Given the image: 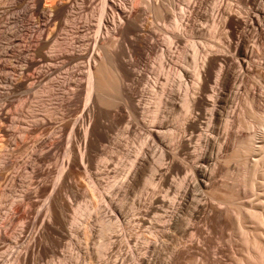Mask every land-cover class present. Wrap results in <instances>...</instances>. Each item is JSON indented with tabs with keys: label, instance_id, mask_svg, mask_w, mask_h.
<instances>
[{
	"label": "bare ground",
	"instance_id": "6f19581e",
	"mask_svg": "<svg viewBox=\"0 0 264 264\" xmlns=\"http://www.w3.org/2000/svg\"><path fill=\"white\" fill-rule=\"evenodd\" d=\"M41 1L32 0L30 13L36 17V21L29 24L27 29L24 46L19 53L23 56L20 67L11 70L5 66L2 68L17 73L18 80H12L9 85L15 90L24 89L25 106L30 111L26 117L17 116L12 119L8 113L9 105L0 107V147L5 149L0 155V195H4L7 187L18 181L21 173H26L28 181H19L23 184L18 194L19 201L30 202L32 194L48 193L46 218L41 219L40 213H36L31 222H24V216L16 218L18 206L12 203L7 214L0 217V252L6 249V255L0 256L1 259L35 264L34 255L46 251L43 242L53 243L51 235L58 234V229L65 225L60 213L68 210L69 205L61 200V193L76 192L78 185L72 179L81 173L88 177H102L111 172V157L104 158L100 164L96 163L105 151L100 143L105 140L106 131L121 124H126L125 134L131 133L133 122L143 116L142 111H148L143 106V100L134 99V95L137 94L136 97L143 99L145 90L149 88L157 96V109L147 131L150 141L157 145L156 149L154 146L157 152H152L157 153V164H149L147 149L141 146L129 156L127 171L121 175L119 181L111 183L104 194L99 192V179L90 182L91 198H99L100 204L99 201L97 204L96 200L91 203L88 219L81 220L78 226L81 236L87 238L91 232L90 219L99 218V235L103 237L107 233L106 240L98 250V264H110L108 260L116 238H125L119 222L122 209L115 204L118 201L117 196L132 193L136 187L142 190L137 200L135 264H183L196 255L200 256L204 263L219 264L217 258L210 257L202 249V246L214 244L210 234H215V227L219 223L231 227L237 234L240 233L243 243L249 248L248 258L239 262L264 264V214H243L236 204L239 195V190L234 191L236 185L215 182L217 174L224 169L222 162L237 159L239 151L235 146L246 140L244 136L233 131L237 101L244 97V102L249 106L256 104L254 94L246 89L245 79L252 73L260 76L258 68L261 63H255L253 59L258 57L257 47L263 42L264 26L261 24V16L264 14L261 10H255L254 15L248 12L242 16L232 10V5L225 4L226 0H217L213 4L208 22L215 29V38H228L224 42L226 50L223 47L226 54H223L224 51H209L204 57H200L194 48V78L193 82L189 83L187 70L173 63V60L177 59L174 55L183 43L184 31L192 30L195 24L193 19L201 15L206 0H186L179 14L171 16L175 31L169 34L168 47L157 49L160 72L151 74L150 77L138 68L143 55L155 51V43H150L148 36L155 38L157 35L152 31L146 16L153 14L158 19L169 18L164 11H167L165 7L171 6V0H164L166 6L162 4V0H145L143 8H136V3L132 0H125L123 4L118 0H101L94 36L89 34L90 21L87 18L82 19L78 13V17L71 19L68 10H79L82 14L93 7L97 0H80L70 7L69 3L50 0L51 3L47 0L50 2L48 8L42 7ZM231 1L249 4L257 2L264 8V0ZM223 7H226L227 11H223ZM51 27L60 35L58 49L56 45L53 46V39L48 38L53 31ZM6 34L8 36V33ZM8 37L10 44L19 42L12 35ZM68 38L71 49L67 51L62 47H66ZM52 46L54 48H51ZM170 65L173 67L170 68ZM235 67L237 70L233 71ZM135 68L139 70L136 71ZM171 73L178 77L176 82L181 89L177 92L168 84ZM56 75L62 78L53 80ZM143 82L147 87L139 90L138 87ZM42 85L46 88L45 95L42 91V97L54 99L56 102L53 110L58 115L56 119L41 116L33 120L31 103L34 90ZM82 98L85 103L79 110V115L73 119L69 106ZM175 101H179L180 108L176 106ZM162 109L177 113L176 120L179 122L178 133L174 134V137L173 133L168 135L171 142L168 145L159 139L165 124L162 119L157 121ZM202 119L205 123L200 122ZM23 120H26V123L22 122ZM9 124L15 130L20 124L23 125L21 140L15 137L14 132L9 129ZM47 129L56 130L59 138L68 134L66 158L61 163L62 170L56 184L49 186L44 181L38 182L31 192L29 186L32 179L46 175V170L35 168L33 161L52 160L53 152L59 146V142L54 140L44 146L47 139L42 137L41 133ZM194 135L196 142L191 145ZM22 149L26 151L21 161L6 160L10 154ZM189 159L193 160L192 164L185 162ZM75 168L81 169L82 172H76ZM11 169L16 170L7 173ZM185 171L188 173L182 181L177 180V183L172 180L175 176L173 174ZM208 200L223 205L224 209L208 203ZM189 205L191 207L188 213L182 218L180 210ZM30 206L34 207L35 204L30 202ZM228 208L236 211V216H227ZM202 218L205 220V228L209 231L206 236L197 225V221H202ZM248 218L262 228L249 230L246 225ZM14 220L23 222L13 241H9L6 238V230ZM39 222L42 231L31 233L21 252L14 251L29 227ZM169 230L178 235L170 246L162 240L163 237L169 236ZM185 237L190 239L184 240ZM119 254L112 264H123L124 260Z\"/></svg>",
	"mask_w": 264,
	"mask_h": 264
},
{
	"label": "rangeland",
	"instance_id": "374dc122",
	"mask_svg": "<svg viewBox=\"0 0 264 264\" xmlns=\"http://www.w3.org/2000/svg\"><path fill=\"white\" fill-rule=\"evenodd\" d=\"M49 1L47 2V0H42L41 6H46L45 8H48L50 6L49 3L51 2ZM57 1L65 2L67 4L69 3L68 5L70 7L74 3H79L80 0ZM132 1L134 2V4L136 3V8L144 7L143 2L145 0ZM216 1L217 0H206L207 3L203 5L200 13L201 15L198 16L200 18L196 17L193 19V24H195L193 25L192 30L186 29L184 31V34L182 35L183 43L179 46L177 53L174 55L177 59H174L173 63L177 66H182L187 70V81L189 83H192L194 78V48L198 51L200 57H204L205 53H208L209 51L221 53L220 51H224V49L226 50L224 42H226L228 38H226V36H221L220 40L215 38V29L208 22V16L211 14V9L213 8V4ZM118 2L120 4H123L125 0H118ZM161 2L163 5H167L166 1L164 0H162ZM185 3L186 0H171V6H173L165 7V10L167 11H164V13L169 15V18L167 19H158V17H155L153 14H148V16H146L148 22L150 23L152 31L155 33V35H157V37L155 38L148 36L149 42L155 43V51L147 55L144 54V59L142 57V60H140V63L142 62L141 64L143 65L139 64L138 66L141 71L143 70L144 74L147 77H150L149 75L151 74H158L160 72V68L157 62L158 53L156 51L161 47H168L170 41L169 34L175 31L174 22L171 16L179 14L180 8ZM227 3L232 5L231 7H233V11L239 13L242 16H245L244 13L248 12L251 13V15H254L255 10L257 9H260L262 14H264V8L259 6L257 2L249 4L244 2L240 3L237 1L226 0L225 4ZM101 5L102 1L97 0L93 7L83 12L82 14H80L79 10L75 9H69L68 14L71 19H75L76 17H78V15L82 19L87 18L90 21L91 25L89 34L91 36H94V32L96 31L95 26L98 21L97 10L99 9V7H101ZM31 8L32 0H0V107L8 104V113L11 115L12 119H15L17 116L26 117L30 111L29 108L25 106L26 93L24 89L15 90L9 84L12 80H18L17 73H13L10 70L18 69L20 67L23 56H21L19 53H21L20 51L24 46L27 29L29 27V24H33L36 21V17L30 13ZM223 11H227V8L223 7ZM261 18V24H263L264 26V15L261 16ZM50 29H53V31L50 35H48V38L53 39L52 44H54V47L56 45V48L58 49L57 44H59L58 38L60 37V35L58 34L57 30H54V28L51 27ZM238 31L242 32V30L240 29H238ZM6 33H8V36L12 35L16 40H19V42L10 44V38ZM251 35H249L248 40H250ZM70 38L72 39V37ZM262 38V44L258 45L257 47L259 51L258 57L253 59V62L259 64L261 63L259 65L260 67L258 68L260 76L252 73L245 79V85H247L246 89L254 94L256 104H254L253 106H249L244 102V97L243 99L240 98L237 101L238 106L235 114L236 122L233 131L244 136L246 140L244 139L243 143L235 146V148H237V150L239 151L237 159H235L234 161L222 162V165H224V169L221 172L223 173H218L215 178V182L217 184L232 183L233 185H236L234 187V191L238 192L239 190V195L236 199L237 207L243 214H248L247 216H250L251 213L264 214V28ZM66 44V47L63 46L62 49L68 51L71 49L69 38L67 39ZM53 46L51 48H54ZM6 50H8V52H6ZM223 54H226L225 51L223 52ZM231 54L232 53H228V55ZM4 66L8 67L10 70L2 69ZM172 67L173 66L170 65V68ZM139 69L135 68L134 70L137 71ZM236 70L237 68L235 67L233 71ZM60 75L54 76L53 80L61 79L62 77ZM177 78L178 77L175 73H171L168 79V84L172 85L171 89L175 92L181 89L176 82ZM144 87H147L145 82H143L142 85H140L138 88L140 90V88L142 89ZM45 89V86L42 85L41 87H37L34 90V99L31 103L32 116L34 117L33 120L39 119L41 116L50 117L51 119H56L58 117V115L53 112L54 104H56L55 100L42 97L45 95ZM42 91L44 92V95ZM182 92L183 91H181V93ZM240 93L241 96H243V91H241ZM135 95L137 96V94ZM135 95L134 99L137 98L141 101L143 100V106L147 108L148 111H142L143 116H141V118L135 122L136 124L133 122L134 125H132L133 128L131 129L130 134L124 133L126 124L118 125L116 127H113V129L106 131V141L104 140L100 143L101 147L104 146L103 149H105V151L104 154L99 157L100 159L98 158V160H96V163L100 164L102 163L104 158L111 157L112 160L109 162V170H111V172L109 174L103 175V178L93 175L91 177H88V175L81 173V169H74L76 172L81 173L72 179V181H74L78 185V190L73 193H67L65 191L61 193V200L69 205L68 210L60 213V216L65 225L62 229H58V234L51 235L54 244L50 242H43L46 251L42 254L36 253L34 255L35 264L99 263L98 250L100 245L104 243L107 237V233H105L103 237L98 233L100 226L99 218L90 219L91 232L87 238H83L81 236L79 232L80 228L78 226L81 220L88 219L89 214L91 213L89 209L91 207V203L96 200L95 202L98 204V201L100 200L97 197H95L94 199L91 198V194L89 192V188L91 185L90 182H95L96 179H99L101 181L99 182V192H103L101 194H104L108 186L114 181H119L121 175H123L124 172L127 171L130 164L129 156L133 155L135 152L134 150L141 146H144V148L147 149L146 151L149 154L150 158L149 164L151 166L156 165L158 160L156 157L157 153H155L157 152V150H154V146L156 149L157 145H155L154 142L152 143V141H150L151 139L147 132L149 127L151 126L150 122L155 115L154 112H156L157 109V96H155L149 88L145 90L143 99H140ZM180 99H182L181 96ZM84 103L85 102L82 98L79 101L75 102L74 105L69 106V109L71 111L70 114L73 116V119L79 115V110H81ZM175 104L180 108L181 104L179 103V101H175ZM178 110L179 109L177 108L176 112H178ZM159 113L160 114H158L157 116V121H160V119H162L161 121L165 123L164 128L160 132L161 134L159 135V139L160 141L162 140L161 142L163 144L168 145L169 143H171L169 141V134L173 133L172 137H174V134L178 133L179 122L178 120H176L177 113H172L171 111L166 109L160 110ZM238 120H240V122H238ZM22 122L26 123V120H23ZM200 122L205 123V120L202 119L200 120ZM22 128L23 125L20 124L18 126V129L15 130L14 128H11L9 124V129L14 132L15 137L18 140H21ZM47 130H44L41 133V136L47 139L44 146H47L48 143L52 140L59 142V146L56 150H54L52 160L43 162L33 161L35 168L46 170V175L41 178L32 179L31 185L29 186V191L31 192L35 189L38 182L44 181L49 186L56 184L62 170L61 163L66 158L65 152L67 149L66 140L68 138V134L66 133L59 138L56 130ZM219 130L221 132L222 129L219 127ZM186 134L188 135V133ZM195 142L196 135L193 136L191 145H193ZM148 147L151 149H149ZM25 151L26 149H22L20 151H17L16 153L14 152L10 154L6 160H10L12 162H17L19 160L21 161ZM153 151L155 152L152 153ZM3 152H5V149L3 147H0V155H2ZM189 160H186L185 162L192 164L193 160ZM24 163L25 161H23V164ZM15 170L16 169H11L7 171V173H11ZM183 173L173 174L175 176H172V180L177 183L178 181H182L185 174H187L188 172L186 173L185 171ZM19 181H28V175L26 173H21L18 181L14 185L7 187V191L4 195H0V217L7 214V210H9L11 204L13 203V205L18 206L16 218L24 216V222H31L34 215L36 213H40L41 219H45L48 193L36 195L32 194L30 202L34 203L35 206L31 207L30 202L19 201L18 194L22 189L21 187L23 186V184ZM141 190L142 188L137 189L136 187L132 190V193L130 192L126 195L119 194L120 196H117L118 201H116L115 204L117 206L119 205V207H121L122 209L119 222L121 225L120 228L125 238H116L115 244L112 251L110 252L111 254L108 260L110 264H112L113 261L116 260V256L119 253L121 258L124 260L123 264H135L134 257L136 256L137 252L135 251L136 248L134 246V241L137 240V200L139 198V192ZM196 194H198V192H196ZM207 202L219 209H224L223 205H219L216 202H213L211 200H208ZM190 207L191 205L180 210V216L182 218L186 216ZM226 211L227 213L229 212L227 216H236V211H234L232 208H228V210ZM206 213H208L207 210ZM22 222L23 221L20 220H14L9 224V226H7L6 238L9 241H13L14 237L21 227ZM198 222L199 221H197V225L202 228L204 233L203 235L206 236L207 234H209V231L205 228L204 225L205 220L202 218V221L200 220V222ZM246 225L249 230L262 228L251 218L247 219ZM215 228V234H210V237L214 244H211L209 246H202V249L210 257L217 258L219 260V264H243L239 262V260L248 258L250 250L243 243L241 234H237L231 227L225 226L220 223L217 224ZM38 231H42L40 222L29 227V229L24 233L21 241L17 244V248H15L14 251L21 252V248L27 241V238L30 236V234ZM232 231L235 233H233ZM175 233L176 232H173V230H169V236L163 237L162 240L166 245L170 246L176 241L178 235ZM185 239L188 240L190 238L185 237L184 240ZM217 246L218 248H216ZM4 251L6 252V249L0 252L1 257H4L6 255ZM1 257L0 264H21L20 262L13 261V259H11L10 261L2 260ZM183 264L208 263H204L201 260L200 256L196 255L191 260L186 261Z\"/></svg>",
	"mask_w": 264,
	"mask_h": 264
}]
</instances>
